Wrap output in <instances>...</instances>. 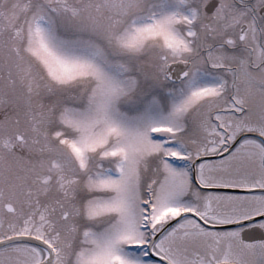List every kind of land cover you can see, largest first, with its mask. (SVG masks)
Returning a JSON list of instances; mask_svg holds the SVG:
<instances>
[{
	"label": "snow or ice",
	"instance_id": "snow-or-ice-1",
	"mask_svg": "<svg viewBox=\"0 0 264 264\" xmlns=\"http://www.w3.org/2000/svg\"><path fill=\"white\" fill-rule=\"evenodd\" d=\"M0 264H264V0H0Z\"/></svg>",
	"mask_w": 264,
	"mask_h": 264
}]
</instances>
